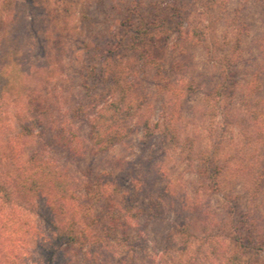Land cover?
<instances>
[{
	"label": "rangeland",
	"instance_id": "obj_1",
	"mask_svg": "<svg viewBox=\"0 0 264 264\" xmlns=\"http://www.w3.org/2000/svg\"><path fill=\"white\" fill-rule=\"evenodd\" d=\"M149 11L155 40L135 33ZM121 98L129 134L100 149L89 125ZM41 110L70 127L74 148L54 147L67 217L102 236L100 264H264V0H0V181L58 145ZM26 207L49 230L44 202ZM32 240L27 261L43 258Z\"/></svg>",
	"mask_w": 264,
	"mask_h": 264
},
{
	"label": "trees",
	"instance_id": "obj_2",
	"mask_svg": "<svg viewBox=\"0 0 264 264\" xmlns=\"http://www.w3.org/2000/svg\"><path fill=\"white\" fill-rule=\"evenodd\" d=\"M147 13L146 18L140 17V25L135 28V33L140 36L151 31L153 34L149 39L155 40V30L159 31L153 28H156V21L161 16L157 12ZM118 42L113 46L117 47ZM107 51L113 50L109 48ZM116 73V70H113L111 75H117ZM115 78L116 76L112 77L113 82ZM123 98L120 103H109L108 109L112 111L110 115L99 112L89 125V137L100 149H108L129 134L121 132L118 127L121 123L126 125L131 116ZM27 104L31 105L29 99ZM48 116L45 110H41L36 113L35 119L39 127L45 128L49 133L54 132L53 136L59 141L58 145L41 143L24 161L18 163L16 173L13 176L10 174L9 180L0 181V264H90L84 262L85 254L91 255L92 260H95L93 264H100L102 259L108 261L107 252L110 254V248L102 236L91 230L89 224H80L67 217L69 201L75 196L72 190L73 178L66 166L56 160L57 151L54 147L62 146L70 152L74 148V140L66 135L70 132L68 122H64L62 118L58 123L48 119ZM46 118L47 121H44ZM20 129L22 134L28 137L34 133L26 122L20 125ZM145 131L147 134L151 133L148 125L145 126ZM38 201H43L47 207V231H41L39 226L32 224L24 212L28 204L36 205ZM106 213L111 218L110 229L127 233V212L117 207L113 199L109 200ZM29 225L34 229L35 237L28 233ZM32 239L38 244L43 258L27 261L24 250ZM27 250L31 252L30 248ZM76 256L81 259L78 261ZM117 263H120V260Z\"/></svg>",
	"mask_w": 264,
	"mask_h": 264
}]
</instances>
